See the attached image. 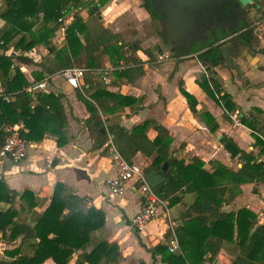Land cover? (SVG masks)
<instances>
[{
  "label": "crops",
  "instance_id": "1",
  "mask_svg": "<svg viewBox=\"0 0 264 264\" xmlns=\"http://www.w3.org/2000/svg\"><path fill=\"white\" fill-rule=\"evenodd\" d=\"M40 1L42 2V0ZM45 1L50 2V0ZM80 1L83 5L78 7H75L74 4L69 5L70 10L64 16V23L45 25L47 24L44 20L45 16L40 13L34 20H30V23L33 24L31 33L24 31L18 36L14 35L5 46L0 47V55H14L17 58L14 60L15 65L21 68L29 84L37 82L35 76L38 73H43L45 78L52 77L49 91L32 96L31 107L38 104V97L41 94L53 93L60 96L63 110L56 114L50 110L53 124H44L47 128L54 129L53 131L64 132L66 140L64 145L59 146L58 142L61 137L47 130L42 141L29 142L28 155L24 160L19 163L5 161L0 164V181H3L9 189L19 193L15 203L17 210L20 209L22 203L20 197L25 191H30L35 195L37 207L30 213L28 211L22 213L23 217L27 218L28 224L34 225L37 219L42 216L51 203L56 186L60 184L64 186L65 195L74 194L87 198V208L95 207L106 215L105 227L92 234L90 248L87 252H90L95 244L104 241L118 244L121 253L120 264H139L140 262L163 264L160 257L153 259L147 249H152L161 243L165 244L171 222H176L177 227L181 225L182 216L194 204L197 195L195 193L183 195L182 201L173 207H169L165 202L166 209L163 213L138 231V235L136 234V229L131 225V219L141 209L139 185L131 182L124 195H109L105 181L117 174V167L108 152V155L103 154L104 146L101 149L95 146L93 133L86 125L90 113L86 105L78 99L77 90L70 87L58 75L59 73L49 74V70L58 64L55 50H60L68 45L65 28L71 26L77 19L82 22V31L78 32L79 41L73 43L75 56L72 61L73 67L87 70L82 87L88 81L92 83L93 89L88 93L89 95L101 86L111 93L137 99L133 106L120 107L105 113L100 112L106 127L120 125L131 131L146 120L153 119L170 131L173 138L170 146L172 156L183 158L187 163L198 157L205 162V169L209 172L215 171L218 163L235 172L242 167L238 159L230 158L221 144L219 138L222 139L223 135L231 137L243 151L258 155V150L254 145L255 140L251 136V131L241 125L239 119L237 120V114L232 117L233 123L226 121L224 110L199 86L197 81L201 71L205 68L197 57L198 53L188 54L182 58H172L170 61L159 60V54H163L160 51L161 41L157 49L154 46L155 37L143 39L146 33L145 26L140 24L139 19L144 20L147 15L144 9L138 7L136 0ZM258 3L260 6L258 10L264 9V0ZM6 5L5 0H0V15L7 9ZM96 7H98V11L95 10ZM258 10H253L254 13L248 18V22L257 15L262 16L263 12ZM259 23L263 25L264 21ZM47 26L50 30L55 28L52 36H49ZM152 26L153 28L157 27L153 25V22ZM152 26L149 25V28ZM6 28L7 23L0 18V31ZM105 31L122 38L118 45L123 43L127 45L139 44L142 49L153 50L155 63H149V58L142 50L136 53L137 57L145 63V75L136 83L132 84L126 80L118 79L115 74L107 75L108 73L103 71L107 67V59L111 62L110 53L107 49L104 51L103 46H99L95 52L100 69L90 68L86 50L88 42L86 43L85 39L89 37L90 46L94 47L95 43L91 37L97 39ZM47 36L49 45L41 41ZM251 36L253 39L255 38L253 46L249 49L243 47L235 55L241 72L232 70L226 63L215 68L224 91L233 97L243 117L255 108L264 111V32L253 31ZM157 37L160 40L161 36L157 35ZM21 38H25L26 43H30L32 40L39 43L31 51L24 52L18 47ZM113 45H115L114 42L111 46ZM111 46L109 47L111 48ZM195 50L200 52L198 49ZM128 55L129 53H125L124 56L128 57ZM21 56L31 59L32 62L25 63L23 59L20 60ZM120 62L123 67V61ZM181 84L197 100V111L208 112L217 120L219 129L216 133L212 134L201 117L190 110L187 100L180 92ZM89 86L87 84L86 89H89ZM0 91L5 92L1 79ZM48 108L50 107L48 106ZM17 125L22 127L21 131L28 133L29 130L25 128L24 123L20 122ZM244 134L247 140L242 143L239 136ZM149 135L152 139L156 136L153 131H149ZM260 160L264 164V157ZM133 162L137 164L140 162L139 165L146 170L152 164V159L138 153ZM255 188L258 189V194L253 192ZM241 190V195L224 210L238 211L247 208L258 215L260 224H264V184H243ZM7 208L8 205H0L2 211ZM122 228L127 231V239L123 236ZM22 241V237L12 243L6 240L1 241L0 257L4 258L5 251L18 247H21L20 256H34L38 242L23 243ZM237 254L238 250L233 244L225 243L215 260L207 262V264H232ZM83 257V252L78 251L73 255L71 263L76 264L78 261H82ZM44 264L54 263L48 260Z\"/></svg>",
  "mask_w": 264,
  "mask_h": 264
},
{
  "label": "trees",
  "instance_id": "2",
  "mask_svg": "<svg viewBox=\"0 0 264 264\" xmlns=\"http://www.w3.org/2000/svg\"><path fill=\"white\" fill-rule=\"evenodd\" d=\"M5 1L7 9L0 18L7 23V28L0 31V47L5 46L14 35L18 36L24 31L31 33L33 24L30 20H34L38 14L43 13L44 20L47 22L45 25H49L58 23V20L64 16L63 11L70 10V4H74L75 7L83 5L80 0ZM144 7L153 22L160 18L150 3L144 4ZM258 11L263 12L259 19V22H263L264 9ZM255 27L256 24L251 23L243 25L242 29L247 28L248 32L252 33ZM47 31L49 36H52L55 28L50 30L47 26ZM81 31L82 22L79 19L67 28L68 45L55 50L58 64L49 70V74H58L73 67L72 58L75 56L73 43L79 41L78 35ZM48 38V36L44 37L41 41L49 45ZM91 38L95 43L94 47L90 46L89 37H86L85 41L88 42L87 59L93 70L100 69L97 63L98 57L95 55L99 46H103L104 51L107 49L110 54L123 61L124 66L118 68L114 74L116 78L132 84L145 75V63L136 54L139 50H142L149 58V63H155L153 50L142 49L139 44L118 45L122 38L108 31L97 39ZM113 42L115 45L111 46ZM37 43L39 42L35 40L26 43V39L21 38L18 47L28 52ZM124 52L129 53L128 57L124 56ZM192 53L198 52L192 50L186 55ZM220 56L221 52L217 48L204 54L198 53L200 62L205 66V74L197 82L201 89L224 110L226 121L233 123L232 117L237 114L240 124L251 131L258 155L243 151L231 137L222 136L221 144L230 158L238 159L242 164L237 172L219 163L215 171L209 172L205 169V162L198 157L187 163L183 158L172 156L170 146L173 138L170 131L153 119L146 120L131 131L120 125L106 127L100 112L105 113L120 107L133 106L137 102L136 98L111 93L101 86L89 95L88 93L93 89L90 81L85 83L81 90H77L78 99L86 105L90 113L86 125L92 131L95 146L98 149L103 148L112 138L116 149L127 162H133L138 153L152 159V164L145 172L148 175L158 171L165 178V182L155 188V191L168 203L169 207L180 203L183 195L190 193L197 195L194 204L182 216L181 225L176 228L181 252L170 253L164 243L147 249L153 259L160 257L163 264L213 262L225 243L233 244L238 250L232 264H264V224L259 223L258 215L247 208L238 211L224 210L241 195V185L264 184V164L260 160L264 157V111L255 108L244 117H239L241 114L239 106L234 102L233 97L224 91L221 80L216 77L214 69L221 64ZM15 59L17 58L14 55H0V79L5 93L15 97L11 103H0V125L24 123L29 131L28 133L21 131V136L28 142L42 141L48 130L61 137L59 146L64 145L66 143L64 132L53 131L54 129L51 130L45 125L53 124L50 110L55 114L63 110L61 97L53 93L41 94L38 97V104L31 107L33 98L25 92L29 81L21 68L15 65ZM22 59L25 63L32 62L25 56H21L20 60ZM44 79L43 73L35 76L37 82ZM87 84L90 85L89 89H86ZM180 92L187 100L190 110L201 117L212 134L216 133L219 129L217 120L208 112L197 111V100L182 87V84ZM149 131L156 134L155 138L150 137ZM107 152L108 150L104 149L103 154L108 155ZM166 163L168 168L163 171L162 167ZM253 192L259 193L257 188ZM18 197L19 193L9 189L3 181H0V205H8L6 210H0V242L6 240L12 243L22 237L23 243L37 241L38 247L32 257L20 256L21 247L7 250L4 252L5 257H0V264H44L48 260L54 264H72L73 255L78 251H82L84 257L76 264H120L121 253L116 243L99 242L90 252H87L92 234L103 229L106 224V215L103 211L95 207L87 208V198L74 194L65 195L64 186L58 184L49 207L34 225H30L22 213L25 211L30 213L37 207L36 197L32 192L25 191L20 197L22 201L20 209L17 210L15 203ZM136 234L138 235V230Z\"/></svg>",
  "mask_w": 264,
  "mask_h": 264
},
{
  "label": "built area",
  "instance_id": "3",
  "mask_svg": "<svg viewBox=\"0 0 264 264\" xmlns=\"http://www.w3.org/2000/svg\"><path fill=\"white\" fill-rule=\"evenodd\" d=\"M67 10L63 11L64 16ZM43 15V13H41ZM64 16L58 22L64 23ZM264 25V24H263ZM261 23L256 24L253 31L258 33L264 32V27ZM68 27L65 29L67 30ZM164 56H160L159 60H163ZM87 70L85 68L71 67L61 71L60 75L70 87L73 89H82V81ZM49 76L40 82H32L25 88V92L34 96L38 93L48 92L50 87ZM13 96L0 91V103H11ZM22 127L16 125L4 124L0 125V164L5 161L19 163L24 160L29 151V142L21 136ZM104 149L108 150L112 162L117 167V174L105 181V186L108 189L110 196H122L127 190L129 183L139 185V193L141 196V209L131 219V225L136 230L140 231L151 222L156 220L166 209V203L162 200L155 188H153L148 180L147 174L143 166L135 162H127L118 152L112 142V138L104 145ZM177 223L172 221L169 227V238L166 241L168 251L172 254L181 252L179 239L176 232Z\"/></svg>",
  "mask_w": 264,
  "mask_h": 264
},
{
  "label": "water",
  "instance_id": "4",
  "mask_svg": "<svg viewBox=\"0 0 264 264\" xmlns=\"http://www.w3.org/2000/svg\"><path fill=\"white\" fill-rule=\"evenodd\" d=\"M150 1L153 3L156 13L164 17V28L167 33L164 37L166 48L163 49L165 53L173 57L176 55L172 50L174 46L182 48L184 41L188 45H192L197 41L200 33V15L207 16L209 11L215 10L217 15L225 12L226 19H234L237 10L254 6L262 0H170L166 3L165 9L157 7L154 0ZM257 7L260 8V6ZM95 10L98 11V7ZM97 13L99 14V12ZM244 14L246 15V12ZM251 34L246 29L241 32L236 31L234 36L227 37L218 44L215 48L221 52V64L226 63L232 70L238 73L241 72L235 55L243 47L249 49L253 46L250 38ZM256 39H259V37H256ZM181 57H183V54ZM240 117L242 118L243 114H240ZM167 168L168 163L164 164L162 170L166 171ZM147 180L153 188H158L165 182V178L158 171L148 174Z\"/></svg>",
  "mask_w": 264,
  "mask_h": 264
},
{
  "label": "flooded vegetation",
  "instance_id": "5",
  "mask_svg": "<svg viewBox=\"0 0 264 264\" xmlns=\"http://www.w3.org/2000/svg\"><path fill=\"white\" fill-rule=\"evenodd\" d=\"M170 0H154V3H156V6L165 9L166 3ZM144 3H150L153 8V3L150 0H144ZM259 3H257L254 6H250L245 9L237 10L235 12V18L234 19H226L225 12H222L220 15L215 13V10L209 11L207 16L200 15V33L198 34L197 41L194 44H186V42H183L182 48L173 47V52L176 53L175 56L171 58H182L186 56V53H190L192 50L198 49L200 52L198 53H206L207 51H210L214 49L218 44H220L224 39L227 37L234 36V33L236 31H242L247 30V28L242 29L243 25L248 24V18L251 16V14L254 13L253 10H258ZM215 9H217L215 7ZM155 11V9L153 8ZM156 12V11H155ZM246 12V15L244 14ZM158 14V13H157ZM159 15V14H158ZM159 19H157L156 23L162 27V31L160 32L161 37V47L166 48V41L164 39L166 35V29L164 28V17L162 15H159ZM240 21V22H239ZM252 43L254 39L251 36ZM190 47V49H189ZM198 57V54H197Z\"/></svg>",
  "mask_w": 264,
  "mask_h": 264
},
{
  "label": "rangeland",
  "instance_id": "6",
  "mask_svg": "<svg viewBox=\"0 0 264 264\" xmlns=\"http://www.w3.org/2000/svg\"><path fill=\"white\" fill-rule=\"evenodd\" d=\"M137 1V3H138V7L139 8H141V9H144V12H145V14L147 15V16H145L144 18V20L143 19H139V21H140V24H144V26H145V36L143 37V39H145V38H150V37H155L154 38V41H155V43H154V46H158V44H160V40L158 39V37H157V35H160L161 36V34H160V32L162 31V27L158 24V22H157V25H156V22H153L152 21V18L150 17V14H149V12L145 9V7H144V0H136ZM151 19V20H150ZM259 19H260V17H259V15H257L253 20H251L250 22H249V24H253V25H255V24H259ZM152 22H153V25L154 26H157L155 29L153 28V26H152ZM149 25H151L152 26V28H149ZM140 43H141V41H139ZM159 47H157V49H158ZM160 51H161V53H163V54H159V57L160 56H164V58H163V60H160V61H165V60H168V61H170V60H172V58L167 54V53H165L164 52V49L163 48H160ZM163 51V52H162ZM124 55H125V53H124ZM110 56V61L111 62H109L108 61V59H107V61H106V63H107V67H106V69L105 70H103V71H106L108 74L107 75H109L110 73L111 74H114L115 73V71L118 69V68H121L122 67V62H120V61H122V60H118L117 59V57L115 56V55H112V54H110L109 55ZM139 56H142V55H139ZM158 58V57H157ZM175 60V59H174ZM179 61V60H178ZM177 61V62H178ZM181 61V60H180ZM202 64V63H201ZM158 65H159V63H158ZM202 66H203V68H205V66L202 64ZM215 70V72H216V77L217 78H219V75L217 74V69H214ZM205 74V70L203 69L202 71H201V73H200V77L199 78H201L203 75ZM237 120H238V118H237ZM239 138H240V141L242 142V143H244L246 140H247V137L245 136V134L243 135V136H239ZM138 164H141L140 162H138ZM122 232H123V236L127 239V231L125 230V229H123L122 228ZM134 233H135V231H133ZM168 233H169V230H168ZM168 238H169V235H168V237H166V240H168ZM165 245H166V242H165Z\"/></svg>",
  "mask_w": 264,
  "mask_h": 264
}]
</instances>
